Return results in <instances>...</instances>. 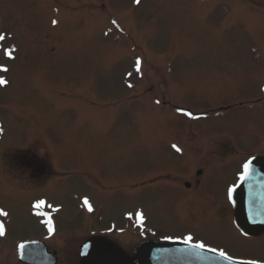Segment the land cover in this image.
Here are the masks:
<instances>
[{"label":"rangeland","instance_id":"1","mask_svg":"<svg viewBox=\"0 0 264 264\" xmlns=\"http://www.w3.org/2000/svg\"><path fill=\"white\" fill-rule=\"evenodd\" d=\"M255 5L264 0H242ZM225 7L227 0H0L3 43L13 53L0 73L7 80L0 85V264H21L18 241L45 239L29 209L39 197L53 214L56 236L44 241L58 264H132L140 240L130 228L136 243L121 237L138 211L151 239L184 234L264 260V240L239 235L223 197L240 158L260 155L251 139L255 110L176 118L162 104L202 112L248 99L251 84L264 83L242 74L251 50ZM135 55L144 57L140 70ZM146 87L153 98L139 96ZM208 142L226 156L210 175L199 144ZM192 158L201 176L176 175L190 189L173 175L148 182L158 172H185L178 162ZM83 199L91 212L80 210ZM87 240L90 247H80Z\"/></svg>","mask_w":264,"mask_h":264},{"label":"water","instance_id":"2","mask_svg":"<svg viewBox=\"0 0 264 264\" xmlns=\"http://www.w3.org/2000/svg\"><path fill=\"white\" fill-rule=\"evenodd\" d=\"M245 185L241 186L235 193V222L246 233L256 231L260 226H249L247 223L246 212L249 211L252 216L257 212L254 206L250 203L254 199L259 198V193L248 195V209L244 203ZM32 244V243H31ZM31 244H26L27 247ZM27 260V258H23ZM31 261V260H29ZM138 262L141 264H230L227 261L209 254L204 251L194 250L185 246H171V245H158V246H144L140 249L138 254ZM41 264V263H40Z\"/></svg>","mask_w":264,"mask_h":264},{"label":"snow or ice","instance_id":"3","mask_svg":"<svg viewBox=\"0 0 264 264\" xmlns=\"http://www.w3.org/2000/svg\"><path fill=\"white\" fill-rule=\"evenodd\" d=\"M137 2H138V0H137ZM4 83H5V81H4L3 79H0V84H4ZM173 147H175V145H174ZM178 150H179V149H178ZM248 168H249L248 163H245V165H244V169H245V171H244V173H242L241 176H240V179H241V180H243V179L245 178V176L247 175ZM231 191H232V189H229V192H231ZM38 203H39V204H43L44 201H39ZM0 214H3V213H0ZM2 234H3V233L0 232V235H2ZM190 239H191V237H186V242H187L188 240H190ZM195 246H196V247H204L203 244H197V245H195ZM21 247H23V245H21ZM220 255L224 256L225 253H224V252H220ZM250 264H257V262H256V261H251Z\"/></svg>","mask_w":264,"mask_h":264},{"label":"flooded vegetation","instance_id":"4","mask_svg":"<svg viewBox=\"0 0 264 264\" xmlns=\"http://www.w3.org/2000/svg\"><path fill=\"white\" fill-rule=\"evenodd\" d=\"M262 104H264V98L257 97V98L252 99L250 106L256 110V107L261 106ZM258 132L259 134H263L264 136V128H258ZM257 145L259 147V141L257 142ZM263 147H264V143H263ZM259 151H260L259 153L260 155H264V149L259 150Z\"/></svg>","mask_w":264,"mask_h":264}]
</instances>
